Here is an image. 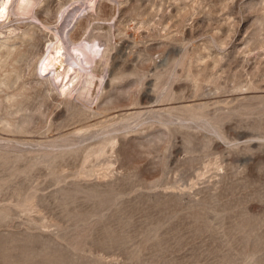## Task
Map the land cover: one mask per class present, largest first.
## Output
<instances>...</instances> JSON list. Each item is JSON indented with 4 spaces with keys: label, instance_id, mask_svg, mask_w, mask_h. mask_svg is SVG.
<instances>
[{
    "label": "rangeland",
    "instance_id": "1",
    "mask_svg": "<svg viewBox=\"0 0 264 264\" xmlns=\"http://www.w3.org/2000/svg\"><path fill=\"white\" fill-rule=\"evenodd\" d=\"M18 2L0 264H264V0Z\"/></svg>",
    "mask_w": 264,
    "mask_h": 264
},
{
    "label": "bare ground",
    "instance_id": "2",
    "mask_svg": "<svg viewBox=\"0 0 264 264\" xmlns=\"http://www.w3.org/2000/svg\"><path fill=\"white\" fill-rule=\"evenodd\" d=\"M31 0H19L18 4H17V7L18 9L20 10L21 8L26 10L29 5H30V2ZM9 3V0H0V19L3 18L6 14V11H7V5ZM31 6V5H30ZM75 61L74 63L78 66L80 65L76 60H73ZM72 61V62H73ZM56 67L55 64L53 65V68ZM76 73V67H72L71 65L68 66V68L66 69H63L62 73L58 72L55 76H54V81H56L58 78H61L63 76L65 77H68L69 73ZM63 81V80H62ZM72 83L71 81H69L67 84H63L62 85V90H64L66 87L70 86V84Z\"/></svg>",
    "mask_w": 264,
    "mask_h": 264
}]
</instances>
